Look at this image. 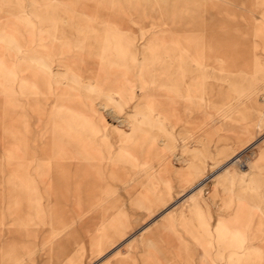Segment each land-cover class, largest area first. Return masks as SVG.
Returning a JSON list of instances; mask_svg holds the SVG:
<instances>
[{
	"label": "rangeland",
	"instance_id": "rangeland-1",
	"mask_svg": "<svg viewBox=\"0 0 264 264\" xmlns=\"http://www.w3.org/2000/svg\"><path fill=\"white\" fill-rule=\"evenodd\" d=\"M0 264H264V0H0Z\"/></svg>",
	"mask_w": 264,
	"mask_h": 264
},
{
	"label": "bare ground",
	"instance_id": "bare-ground-1",
	"mask_svg": "<svg viewBox=\"0 0 264 264\" xmlns=\"http://www.w3.org/2000/svg\"><path fill=\"white\" fill-rule=\"evenodd\" d=\"M21 249L24 250L25 252H27L29 250V248L26 247V245L25 246H22Z\"/></svg>",
	"mask_w": 264,
	"mask_h": 264
}]
</instances>
